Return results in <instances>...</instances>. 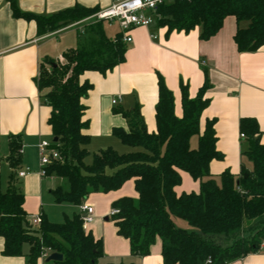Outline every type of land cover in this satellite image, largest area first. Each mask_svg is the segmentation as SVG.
Here are the masks:
<instances>
[{
    "label": "trees",
    "instance_id": "1",
    "mask_svg": "<svg viewBox=\"0 0 264 264\" xmlns=\"http://www.w3.org/2000/svg\"><path fill=\"white\" fill-rule=\"evenodd\" d=\"M16 18L35 21L40 35L59 31L91 18L99 11L77 6L50 17L23 13L16 0H9ZM156 26L173 32L190 33L201 29L200 39L208 41L218 34L228 17H234L238 30L234 41L239 53H256L264 46V0H175L158 7ZM242 23H247L245 28ZM100 40L96 50L70 49L62 60L46 58L40 64L38 88L51 109L49 126L58 143L53 146L60 160L47 169L48 176L66 180L69 189L58 186L52 191L57 204L80 206L92 194H109L134 180L138 199L121 198L112 204L119 213L112 217L117 234L130 243L132 257L151 255L157 240L162 242V264H230L261 251L264 241V145L256 119L243 118L240 132L246 149L242 153L241 175L230 171L218 183L211 175L213 161H222L217 149L216 120L201 119L210 105L206 93L208 79L198 97L190 99L182 84L183 115L175 113V99L159 75V99L156 106L157 133L150 134L139 105L130 111L116 112L127 119L129 129L115 128L113 134L133 151L120 154L107 148L94 154L92 164L85 163L91 138L85 133L83 100L93 86L81 83L88 71L106 74L126 60L127 44L122 33L109 38L103 22L85 27ZM198 137L193 148L192 139ZM6 162L12 169L7 189L0 176V238L3 255L26 257L38 264L43 253L62 254V262L43 264H98L104 256L103 241L86 232L80 215L65 222L51 223L42 218L33 227L24 209L25 195L18 185L17 171L22 164L23 142L10 138ZM251 165V169L247 166ZM181 172L200 182L199 193L178 195ZM182 220L192 228L177 227ZM233 240L230 245L221 240ZM29 246L28 254L24 247Z\"/></svg>",
    "mask_w": 264,
    "mask_h": 264
},
{
    "label": "crops",
    "instance_id": "2",
    "mask_svg": "<svg viewBox=\"0 0 264 264\" xmlns=\"http://www.w3.org/2000/svg\"><path fill=\"white\" fill-rule=\"evenodd\" d=\"M116 1L16 0L21 12L45 17L77 6L103 11ZM103 23L109 38L121 33L117 23ZM76 24L40 35L35 21L16 18L9 0H0V176L8 186L12 174L6 162L10 138L20 136L23 142L21 168L30 169L32 174L18 179V185L25 195L24 209L30 216L47 218L44 213L46 190L52 187V182L48 181L51 176H40L39 145L54 140L49 126L51 109L44 103L38 88L40 64L46 58L62 60L70 49L92 51L100 47L96 35L81 34L82 26ZM246 26L247 23L241 24L243 28ZM237 30L236 19L228 17L218 34L208 41L200 39V28L190 33L171 34L167 28L157 26L132 31V42L127 44L123 64L105 75L88 71L80 77L81 83L93 86L83 100L84 120L89 122L85 133L91 138L88 150L96 153L107 148L133 151L113 130L129 129L127 119L116 111H130L136 105L140 107L148 132L157 133L159 75L174 95L175 113L179 118L183 115L182 84L188 87L190 99H195L208 79L211 88L206 98L210 99V105L202 115L201 127L203 130L207 120H216L217 149L224 157L222 161L211 163L210 172L214 179L225 171L239 178L242 153L246 149L241 138V119L257 120L264 145V46L256 53H239L234 41ZM152 34L157 39H152ZM119 98L118 105L114 106L112 101ZM247 166L251 169L250 164ZM181 176L182 183L176 188L178 195L199 193V181L186 172H181ZM54 189L50 190L51 195ZM125 197L139 198L134 180L126 182L118 191L92 194L83 202L94 207V220L85 231L103 241L104 256L100 264H162L161 240L152 247L150 256L132 257L129 241L117 234L115 223L107 217L112 204ZM3 250L4 240L0 238V264H28L26 257H6ZM28 252L29 248L24 247V253ZM43 263L41 259L38 261V264ZM230 264H264V247Z\"/></svg>",
    "mask_w": 264,
    "mask_h": 264
},
{
    "label": "built area",
    "instance_id": "3",
    "mask_svg": "<svg viewBox=\"0 0 264 264\" xmlns=\"http://www.w3.org/2000/svg\"><path fill=\"white\" fill-rule=\"evenodd\" d=\"M175 0H117L109 8L99 11L94 16L76 24V26H82L80 33H85V27L94 25L100 22H107L109 24L117 23L120 32L123 35V41L126 44L132 42L131 32L138 28H151L156 26L157 20L160 18L157 13L158 7L164 4H169ZM152 39H157L155 34L151 35ZM119 99L112 101L114 106L118 105ZM242 139H245V135H241ZM40 153V176L48 177L47 169L54 162L60 160L59 151L53 146V143L44 141L39 145ZM32 174L30 169L20 168L17 171V178L23 179ZM80 216L83 222V227L86 230L87 226L94 220V207L87 204H81L79 207ZM119 213L118 210H112L111 216H115ZM30 223L33 227H40L42 223L41 216H32ZM264 247V241L261 248ZM50 249L46 250L41 260L43 262L51 255Z\"/></svg>",
    "mask_w": 264,
    "mask_h": 264
},
{
    "label": "rangeland",
    "instance_id": "4",
    "mask_svg": "<svg viewBox=\"0 0 264 264\" xmlns=\"http://www.w3.org/2000/svg\"><path fill=\"white\" fill-rule=\"evenodd\" d=\"M192 140L193 141H192L191 145L197 147V145H196L197 137L193 138ZM114 150L120 154L129 153V152H119L116 149H114ZM89 152H90V154L85 160V163L87 165L92 164L93 159H94V154L96 153V151H92L90 149H89ZM37 163H38V158H36V164ZM215 179L218 183H220V178H215ZM2 181H3L2 182L3 183L2 189H3V191H5L7 189V182L5 181V179H3ZM48 181L52 182V187L50 189L46 190L48 198H47V203L44 206V213H45L47 219L51 223L60 224V223L65 222L66 219H71L76 215H80L81 214L80 210H79L80 206H76V205L68 204V203L57 204L55 202L54 197L50 194V190L53 188H57L58 186H61L64 190H68L69 189L68 182L66 180L58 179L54 175H52L51 177H48ZM83 204H86V203H83ZM111 212H112V210L110 211V214L107 217L110 219V222H114L112 219V216H111ZM176 225H177V227L184 228L188 231H192V228L190 226H188V224L182 220H176ZM221 242L224 245H230L233 243V240L231 239V240H228L227 242L221 240ZM25 248H29V246L26 245ZM100 263H101V261L98 262V264H100Z\"/></svg>",
    "mask_w": 264,
    "mask_h": 264
},
{
    "label": "water",
    "instance_id": "5",
    "mask_svg": "<svg viewBox=\"0 0 264 264\" xmlns=\"http://www.w3.org/2000/svg\"><path fill=\"white\" fill-rule=\"evenodd\" d=\"M59 139L58 138H54L53 143H58ZM108 220V219H107ZM64 259L62 254L59 253H53L51 254L47 259H46V263H52V262H62Z\"/></svg>",
    "mask_w": 264,
    "mask_h": 264
}]
</instances>
